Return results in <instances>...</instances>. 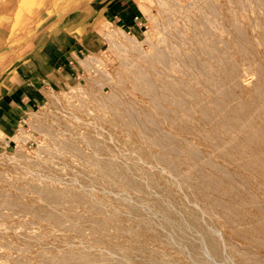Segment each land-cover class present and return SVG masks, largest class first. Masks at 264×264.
I'll return each mask as SVG.
<instances>
[{
    "label": "bare ground",
    "instance_id": "obj_1",
    "mask_svg": "<svg viewBox=\"0 0 264 264\" xmlns=\"http://www.w3.org/2000/svg\"><path fill=\"white\" fill-rule=\"evenodd\" d=\"M174 1L147 50L97 25L121 62L103 84L50 76L0 119L42 138L0 152V264H264V0Z\"/></svg>",
    "mask_w": 264,
    "mask_h": 264
},
{
    "label": "crops",
    "instance_id": "obj_2",
    "mask_svg": "<svg viewBox=\"0 0 264 264\" xmlns=\"http://www.w3.org/2000/svg\"><path fill=\"white\" fill-rule=\"evenodd\" d=\"M129 1L27 0L22 4V0H0V48L6 35L16 36L21 48L24 45L20 37L25 33L32 35L29 40L32 53L16 62L13 94L9 100L0 102L4 106L0 111L12 119L11 127L27 115L30 107H38L45 101L42 93L49 87L50 76L73 78L77 74L79 60L73 53L86 50L99 24L98 18L131 22L127 13ZM35 18L44 20L36 23ZM25 19H33L30 32L20 27ZM101 36L96 37L98 43Z\"/></svg>",
    "mask_w": 264,
    "mask_h": 264
},
{
    "label": "rangeland",
    "instance_id": "obj_3",
    "mask_svg": "<svg viewBox=\"0 0 264 264\" xmlns=\"http://www.w3.org/2000/svg\"><path fill=\"white\" fill-rule=\"evenodd\" d=\"M26 1L27 0H22V4H24ZM142 1L144 2V5H143ZM191 1H193V0H175L174 3L176 2L177 4L180 3L182 5H185ZM168 2L171 4L173 3L172 0H168ZM127 13L131 17V22L129 24H123L121 21L117 22L116 20H112V19H105L103 21L101 18L97 19L96 24L103 21V22H106L110 28L111 27L112 28H118L121 32L115 34L116 43L117 42L124 43L125 38L132 37L133 33L142 34L140 37V41L143 42V43L141 42L142 50H147L149 48L148 43L145 42L147 34L148 33L150 34L154 29H156L154 31H157L161 27L163 20L165 18L167 20V18H168L167 16L168 15L170 16L169 12H163L162 7L158 3V0H130ZM152 15H153L154 21H157V22L159 21V23H161V24H159V27H158V23L153 22V19H151ZM158 19H160L162 22ZM35 20L37 23V22L43 21L44 19L41 20V19L35 18ZM35 20H34V22H35ZM31 22H33V19H30V20L25 19L23 21V23L20 24V27L21 26L26 27V28H28V30L30 32V29L32 28ZM152 22H153V24H152ZM26 28H24V30ZM94 31H95V34L92 36L91 40L89 41V43L86 47V50H82L81 52L73 53L74 57H75V55L79 56V59H77L78 57L76 58L77 60H79L78 61L79 66H80L79 71H77V74L73 78L62 76L59 79H57L58 80L57 87L61 88L65 84H68V85H77L78 84L81 86L86 85L85 83H87V82H85L86 81L85 78L88 77L89 74H90L89 77L92 76L93 80L96 81L97 85H101V84H103L102 82H104L103 81L104 77L113 76L115 74V72H117L121 68V62L116 57L115 52L109 50L110 44H109L106 36L97 32V26L94 28ZM154 31L152 33H154ZM98 35H102L100 40H99L100 41L99 43H98L97 38H96ZM31 37H32L31 34L26 35V33L20 37V39L23 41V45H24L22 48H21V43L18 45L17 42H19V41H15L16 36H14V35H12V36L6 35L5 36L6 41L5 42L3 41L5 44L4 43L2 44V42H1L2 48H0V102L2 100H9V98H11L10 96L13 94V91H14L13 88L15 86V83L12 80V77H13V73L15 70L16 62H17V60H21L22 57H25L28 53H32V52H30L31 49H29L30 45H31L29 40L31 39ZM99 44H100V47H99ZM112 47L114 49V47H117V45H113ZM89 50H91V52H93L94 54L99 55L100 57L98 59H95L96 58L95 57V58H93L94 60L91 59L90 61H88V62H90V63H88L89 65L85 66L83 64L82 60H84V58H86L88 56ZM22 54H24V55H22ZM118 65L120 66L119 69H117L119 67ZM97 67L100 69L102 68L101 70H104L102 72V74L95 73L96 70H99ZM88 71H89V73H88ZM113 71H115V72H113ZM85 74H86V77L84 76ZM248 77H249V79L244 77L246 79V81H244V82L247 84L249 82L250 83L249 85H251L253 83L252 82L253 80L251 79L250 76H248ZM97 79H99V80L102 79V80L99 81ZM99 88H101V89L103 88L102 90L106 94L110 92L109 91L110 89L107 86L103 87V85H102V87L99 86ZM50 89H51V84L49 83V87L46 89V92H44V93H48L50 91ZM44 102H41L40 105L41 104L43 105ZM0 107H4V106H2L0 104ZM27 118L28 117L26 115V116L22 117V120H26ZM0 119L3 120L6 123V125H8V128L12 132H15L18 129V127L20 126V124H23V121L19 120L17 124H15L11 127L10 125L12 123V119H10L9 116L2 113L1 111H0ZM23 129L26 130L28 133H31L34 136V139L28 138V139H25L24 142L23 141H13V140L10 141L9 136L6 135V136H4V140L8 141V144H6L4 140L0 139V152H4L5 155L15 156V154H16L17 156H26V157L28 156L30 158V156H32L34 154V152L38 149V142H39V140H42V138H40L41 136L38 135V133L36 131L30 132V128L26 125L23 126Z\"/></svg>",
    "mask_w": 264,
    "mask_h": 264
}]
</instances>
